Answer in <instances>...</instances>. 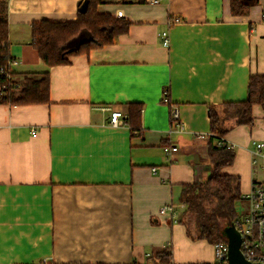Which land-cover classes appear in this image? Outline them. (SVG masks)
<instances>
[{
	"label": "crops",
	"instance_id": "crops-1",
	"mask_svg": "<svg viewBox=\"0 0 264 264\" xmlns=\"http://www.w3.org/2000/svg\"><path fill=\"white\" fill-rule=\"evenodd\" d=\"M80 1L8 2L10 69L48 71L50 90L45 103H0V264H171L149 255L166 246L175 264L213 261V244L178 221L179 197L210 174L209 105L246 99L251 74H264V0L247 15H233L231 0H104L99 12L123 10L128 31L47 66L32 23L75 20ZM131 102L143 104L142 135L110 123ZM254 116L223 137L236 150L224 171L241 178L242 211L264 182V157L253 163L262 106ZM164 142L178 149L166 153ZM165 204L175 217L159 213Z\"/></svg>",
	"mask_w": 264,
	"mask_h": 264
},
{
	"label": "trees",
	"instance_id": "trees-1",
	"mask_svg": "<svg viewBox=\"0 0 264 264\" xmlns=\"http://www.w3.org/2000/svg\"><path fill=\"white\" fill-rule=\"evenodd\" d=\"M8 2L0 0V103H45L50 90L48 71L29 72L19 77L10 69L15 58L10 53ZM103 2L80 1L75 20L42 19L32 23V45L47 66L69 64L71 57L89 54L92 49L109 45L119 34L128 31L129 20L99 12L98 6ZM257 2L231 0V12L233 15H247ZM256 105L264 109V74H251L246 99L209 105L211 132L207 135V158L210 174L203 180L185 183L179 197L184 209L179 212L178 221L185 226L188 237L194 241L205 239L213 245L221 241L228 242L224 233L239 217L237 203L242 200L243 194L240 176L224 171L234 163L236 150L223 137L236 125H253ZM142 112L141 102L127 103L125 120L133 134H141ZM164 145L168 143L164 142ZM149 255L155 261L158 259L159 263L175 264L172 261L173 252L168 246L155 252V255Z\"/></svg>",
	"mask_w": 264,
	"mask_h": 264
},
{
	"label": "built area",
	"instance_id": "built-area-1",
	"mask_svg": "<svg viewBox=\"0 0 264 264\" xmlns=\"http://www.w3.org/2000/svg\"><path fill=\"white\" fill-rule=\"evenodd\" d=\"M147 1L158 3L160 0ZM123 15V10L117 11V16L122 17ZM161 37L163 44L168 46L170 43L169 31L165 30L161 32ZM168 100V97H165V101ZM126 116L122 110H111V125L117 127L124 124L126 122ZM172 117L174 121H177V110H172ZM36 134L37 132L33 130V135ZM219 143L221 142L219 141ZM229 145L234 146L233 144ZM162 148L166 153L178 149L177 146L164 144ZM253 154V163L257 162V156L264 157V142L257 143L256 150H254ZM262 167L264 168V165ZM245 197L249 200V206L246 210L240 212L235 222V226L241 234L240 249L248 261L264 264V182H254L252 189L245 194ZM181 206H184V204ZM159 213L175 217L177 215L176 206L174 204H165L159 209ZM213 247L214 260L210 264H228V242H217Z\"/></svg>",
	"mask_w": 264,
	"mask_h": 264
},
{
	"label": "water",
	"instance_id": "water-1",
	"mask_svg": "<svg viewBox=\"0 0 264 264\" xmlns=\"http://www.w3.org/2000/svg\"><path fill=\"white\" fill-rule=\"evenodd\" d=\"M228 237V264H262L248 261L241 249V234L235 224H231L224 233Z\"/></svg>",
	"mask_w": 264,
	"mask_h": 264
},
{
	"label": "rangeland",
	"instance_id": "rangeland-1",
	"mask_svg": "<svg viewBox=\"0 0 264 264\" xmlns=\"http://www.w3.org/2000/svg\"><path fill=\"white\" fill-rule=\"evenodd\" d=\"M242 202L241 201H239L238 202V205H237V208H238V212L240 213V212H242V204H241Z\"/></svg>",
	"mask_w": 264,
	"mask_h": 264
}]
</instances>
